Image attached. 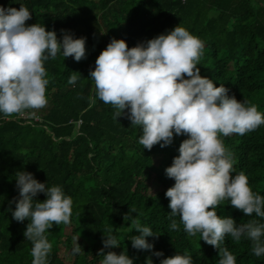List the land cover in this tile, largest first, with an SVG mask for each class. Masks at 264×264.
Returning <instances> with one entry per match:
<instances>
[{
    "label": "trees",
    "instance_id": "obj_1",
    "mask_svg": "<svg viewBox=\"0 0 264 264\" xmlns=\"http://www.w3.org/2000/svg\"><path fill=\"white\" fill-rule=\"evenodd\" d=\"M0 5L17 9L24 5L32 13L26 23L43 24L61 42V30L74 39L86 38L81 61L58 54L45 62L50 81L46 107L27 113V119L0 114V264H32L33 259V244L23 235L30 221L17 222L12 216L19 199L18 171L32 173L48 187L60 186L72 198L70 223L54 224L46 233L52 244L49 264H101L98 253L109 228L120 247L105 248L104 253L125 252L134 264H146L148 257L152 264H160L176 254L190 255L193 264H218V250L199 234L189 237L178 216L173 219L179 231L169 227L165 192L174 180L165 169L188 137L174 134L171 145L143 149L142 129L131 126L127 114L117 120L111 105L99 99L90 103L94 95L90 71L113 38L124 39L131 48L180 25L204 42L197 65L201 76L264 113V0H0ZM72 72L81 74L74 85L68 83ZM223 140L234 154V174L243 171L252 190L264 196V125ZM151 174L160 185L153 194L148 193ZM34 199L42 202L46 196L39 193ZM129 211L159 235L146 238L153 249L132 247L129 238L139 233L130 232V221L123 219ZM217 214L233 218L237 225L251 219L264 223L227 201ZM74 237H79L83 249L75 255ZM221 247L236 257V264H264V256H255L246 238L237 242L226 236ZM157 251L163 256H155Z\"/></svg>",
    "mask_w": 264,
    "mask_h": 264
},
{
    "label": "clouds",
    "instance_id": "obj_2",
    "mask_svg": "<svg viewBox=\"0 0 264 264\" xmlns=\"http://www.w3.org/2000/svg\"><path fill=\"white\" fill-rule=\"evenodd\" d=\"M31 18L24 5L19 9L0 5V114L5 118L24 116L47 106L50 81L46 61L55 60L58 54L77 62L86 56V38L74 39L61 30V42L56 32L43 24L28 25ZM204 48L199 37L180 25L131 48L124 39L113 38L90 71L94 95L89 100L111 105L114 119L127 114L131 126L142 129L139 144L143 149L171 145L174 134L188 137L165 169L166 176L174 180L165 192L171 210L170 230L179 231L173 219L178 216L189 237L199 234L200 240L218 250V264H236V257L221 247L225 237L237 242L246 238L251 241L253 254L264 256V223L251 219L237 225L233 218L218 215L217 209L227 201L245 216L255 214L264 219V196L252 190L243 171L234 174V154L226 148L223 137L255 131L264 125V113L255 104L229 96L224 85L217 87L201 76L197 65ZM80 78L81 74L72 72L68 83L74 85ZM15 176L19 199L12 216L17 222L30 221L23 235L33 244L32 264H49L52 244L46 233L54 224L70 223L72 198L60 186L48 187L30 172L18 171ZM39 193L46 196L42 202L34 199ZM123 219L130 221V232L139 233L130 236L132 247L153 249L146 238L159 235L130 211ZM112 231L109 228L104 233V247L98 253L103 257L101 264H134L125 252L104 253L105 248L120 247ZM78 240L74 237L73 255L83 250ZM153 254L163 256L159 251ZM146 264H152L151 257ZM160 264H193V260L190 255L176 254Z\"/></svg>",
    "mask_w": 264,
    "mask_h": 264
},
{
    "label": "rangeland",
    "instance_id": "obj_3",
    "mask_svg": "<svg viewBox=\"0 0 264 264\" xmlns=\"http://www.w3.org/2000/svg\"><path fill=\"white\" fill-rule=\"evenodd\" d=\"M149 186H148V193L153 194L160 189V185L154 179L153 175L151 174L149 177Z\"/></svg>",
    "mask_w": 264,
    "mask_h": 264
},
{
    "label": "built area",
    "instance_id": "obj_4",
    "mask_svg": "<svg viewBox=\"0 0 264 264\" xmlns=\"http://www.w3.org/2000/svg\"><path fill=\"white\" fill-rule=\"evenodd\" d=\"M180 1H184V0H180ZM19 118H22V119H27L28 117H29V115H27V113L24 115V116H18ZM34 120H36L37 119V117L36 116H33L32 117Z\"/></svg>",
    "mask_w": 264,
    "mask_h": 264
}]
</instances>
